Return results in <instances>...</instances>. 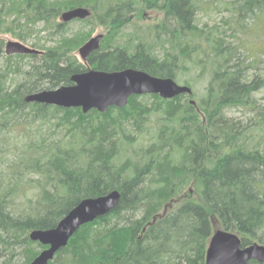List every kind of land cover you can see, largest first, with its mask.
I'll return each instance as SVG.
<instances>
[{"label": "trees", "instance_id": "trees-1", "mask_svg": "<svg viewBox=\"0 0 264 264\" xmlns=\"http://www.w3.org/2000/svg\"><path fill=\"white\" fill-rule=\"evenodd\" d=\"M207 2L214 3L2 0L0 24L7 16L12 20L0 32L14 31L24 20L27 29L43 22L58 38L49 46L34 44L44 49L41 55L16 54L0 65V264L30 263L44 248L30 239L32 230L53 228L82 199L113 190L121 194L117 207L81 226L48 264H206L217 228L237 232L242 246L264 244V104L255 97L264 75H250L255 62L242 59L240 46L226 41L218 27H199ZM229 5L239 22L256 12L257 21L264 10V0ZM79 7L91 12L84 23L107 28L87 64L77 51L90 33L69 34L68 23L59 21ZM142 9L164 15V34L157 35L162 55L124 35ZM4 45L0 39V55ZM12 57L39 60L14 76ZM182 62L192 63L198 76L210 72L204 94L132 95L125 107L87 113L25 100L73 84L72 76L88 66L134 68L178 81ZM233 106L253 115L248 121L228 116ZM33 124L41 126L32 130ZM43 126L62 136H46Z\"/></svg>", "mask_w": 264, "mask_h": 264}, {"label": "water", "instance_id": "water-1", "mask_svg": "<svg viewBox=\"0 0 264 264\" xmlns=\"http://www.w3.org/2000/svg\"><path fill=\"white\" fill-rule=\"evenodd\" d=\"M90 14L88 9L79 7L64 11L60 19L68 22L74 18H87ZM103 37V34L92 36L79 48L78 53L84 62L100 48ZM6 53L39 54L42 51L18 41H9L6 43ZM71 79V85L41 90L27 95L25 100L29 103L82 108L87 113L92 109L106 112L110 107H125L132 95L153 93L171 99L193 93L191 87L180 85L171 77H157L134 68L112 72L87 69L75 73ZM191 103L195 104V101L192 99ZM120 197V192L113 190L98 197L84 198L61 218L56 227L31 231L30 238L45 248L28 264H48L60 249L67 246L82 225L111 212L119 204ZM251 260L264 263V244L255 242L243 247L237 233L215 229L207 249L206 264H248Z\"/></svg>", "mask_w": 264, "mask_h": 264}, {"label": "rangeland", "instance_id": "rangeland-1", "mask_svg": "<svg viewBox=\"0 0 264 264\" xmlns=\"http://www.w3.org/2000/svg\"><path fill=\"white\" fill-rule=\"evenodd\" d=\"M230 1L233 0H212L214 3H205L203 6L204 9L198 14L197 23L199 27L204 30H208L211 27H218V33L223 34L226 41H231L240 46L239 51L243 52L240 56L242 59H246V56H249L247 58V62H255L254 68H252L249 72L250 75H264V10L262 14L259 15V19H257V21L256 19H253L254 16L257 15L256 12L254 16L252 15V17L251 15L247 17L245 15L244 19L239 22L238 18L233 16L236 12L229 10ZM1 6L2 0H0V8ZM142 10L144 13H136L132 16L131 23L126 26V29H124V35L127 37L130 34L134 39L137 38L143 40L148 45H152V50L155 54L162 55L163 49L161 44H159L160 38H158L157 35L161 36L164 34L161 27L164 15L156 9ZM11 20L12 17L7 16L5 21H2L0 24V28L3 23H10ZM18 24L19 26L16 24L14 31L0 32V39H3L5 44L9 41H18L29 47H32L34 44H38V46L41 47L52 45L58 38L47 29L44 30L45 26L43 22L33 24V26L29 29H27L26 22L24 20L18 22ZM66 29L69 34L84 31L86 33H90V37L97 34H106L107 32V28L96 23H84V21L79 20V18L70 21ZM26 30H28V32ZM166 47H168V44ZM8 56L9 55H7L6 52L4 55H0L1 66L8 62ZM77 56L80 59L78 51ZM37 60L39 59L12 57L10 64L12 65L11 70H16L14 72V76L18 70L22 68L23 70L29 68L30 65ZM181 64L185 65V67L182 68V71L178 76V82L180 84H184L187 80L192 85L194 91H198L199 94H204L203 89L210 78V72L205 74L201 73L202 75L198 76L200 75V72L192 65V63L187 62L185 64L182 62ZM255 97L258 99L259 103L264 104V88L257 91L255 93ZM226 112L228 116L239 118L242 121H248L249 117L253 115L252 110L237 106L230 107L229 110H226ZM36 126L40 127L41 124H33L31 129L34 130ZM43 128L44 131L47 129L46 136L51 135L54 138L62 136V132L60 130L53 132L52 130H49L47 126H43Z\"/></svg>", "mask_w": 264, "mask_h": 264}, {"label": "bare ground", "instance_id": "bare-ground-1", "mask_svg": "<svg viewBox=\"0 0 264 264\" xmlns=\"http://www.w3.org/2000/svg\"><path fill=\"white\" fill-rule=\"evenodd\" d=\"M70 210H71V209H70ZM70 210H69V211H70ZM69 211H68V212H69ZM60 220H61V219H60ZM84 225H85V224H84ZM56 226H57V225H56ZM56 226H55V227H56ZM82 226H83V225H82ZM53 228H54V227H53ZM50 229H52V228H50ZM36 230H37V229H36ZM45 230H48V229H45ZM32 231H33V230H32ZM77 231H78V230H77ZM29 237H30V236H29ZM30 239H31V238H30ZM41 251H42V250H41ZM38 255H39V254H38ZM49 262H50V261H49Z\"/></svg>", "mask_w": 264, "mask_h": 264}]
</instances>
